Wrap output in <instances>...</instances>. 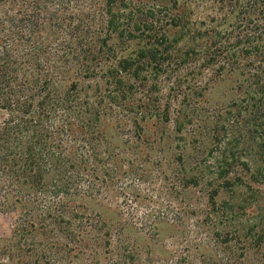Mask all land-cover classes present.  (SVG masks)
I'll return each instance as SVG.
<instances>
[{
  "label": "trees",
  "instance_id": "16d2710c",
  "mask_svg": "<svg viewBox=\"0 0 264 264\" xmlns=\"http://www.w3.org/2000/svg\"><path fill=\"white\" fill-rule=\"evenodd\" d=\"M72 1L0 0V212L17 217L12 233L20 229L22 236L37 229L59 234L63 196L76 187V178L89 195H106L121 184L106 171L102 178L93 175L91 168L71 178L74 160L84 171L89 159L74 150L68 164L67 145L84 133L81 148L94 149V142H103L99 128L108 123L124 132L128 122L142 131L139 119L168 123L170 105L160 110L157 81L169 68L191 76L197 96L206 89L199 81L203 72H238L252 103L246 108L264 114V0H203L218 6V16L204 18L203 8L194 11L189 0L174 1L167 15L153 8L150 16L127 11V0H102L95 18L69 13ZM86 1L92 8L98 2ZM230 16L233 22L224 27ZM151 74L155 82L149 84ZM70 78L61 92L60 82ZM93 80L104 87L96 84L90 95ZM81 82H88L86 89ZM255 234L253 246L260 248L264 227ZM31 244L15 248L21 264H47ZM2 252L0 264L13 259Z\"/></svg>",
  "mask_w": 264,
  "mask_h": 264
},
{
  "label": "rangeland",
  "instance_id": "374dc122",
  "mask_svg": "<svg viewBox=\"0 0 264 264\" xmlns=\"http://www.w3.org/2000/svg\"><path fill=\"white\" fill-rule=\"evenodd\" d=\"M174 1L127 0V11L150 16L154 8L167 15ZM189 1L194 11L203 8L202 18L218 16L213 1ZM102 4L98 0L92 8L89 1L73 0L67 8L74 16L95 18ZM232 22L230 16L224 27ZM183 73L171 67L157 81L160 110L170 105L168 123L139 119L143 130L128 122L129 132L108 123L99 128L103 142H94V149H82L78 140L87 137L73 129L80 136L67 145L68 164L77 150L89 165L80 171L75 159L68 175L74 179L94 169L93 175L102 178L106 171L109 180L121 184L106 195H89L76 178V187L63 196L65 223L57 236L41 229L12 233L17 217L0 212V252L14 254L5 263L21 264L14 251L27 241L40 248L37 253L47 264H264V243L253 246L256 231L264 227V126L259 123L264 114L246 108L247 82L238 72H203L199 81L206 89L200 96ZM148 80L155 82L153 74ZM72 81H61V92ZM89 83L90 95L96 84L104 87L101 81Z\"/></svg>",
  "mask_w": 264,
  "mask_h": 264
}]
</instances>
